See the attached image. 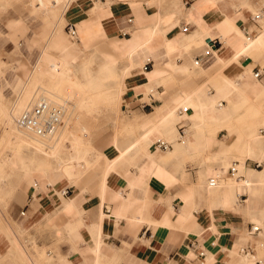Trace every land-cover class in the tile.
Here are the masks:
<instances>
[{
    "label": "crops",
    "instance_id": "0c3cea01",
    "mask_svg": "<svg viewBox=\"0 0 264 264\" xmlns=\"http://www.w3.org/2000/svg\"><path fill=\"white\" fill-rule=\"evenodd\" d=\"M107 1H110V8H97L99 3L106 4ZM242 1L233 0V6L230 0H73L69 1L64 24L59 27L57 18L50 17L48 11H33L38 10L39 3L28 0L30 14L41 17L42 24L40 31L39 21H36L37 25L29 34L31 37L25 38L24 46L28 53L37 50L32 67L35 64L43 67L44 62L46 66L49 62L47 57H63L69 62L94 58L91 67L95 66L96 58H105L116 68L126 66L129 76L139 73L145 64L146 71L157 67L171 74L167 65L169 57L163 47L152 53L144 49L133 51L129 43L133 28L153 24L167 29L171 26L167 31L171 38L180 32L195 31L199 26L206 34L207 43L208 40L211 42L208 46L228 56L230 48L222 40L228 34L229 26L222 20ZM248 1L264 11V5H258L262 3L260 0ZM183 11H189L192 22L184 21ZM128 19H131V24H128ZM256 19L250 13L239 23L247 36L248 24L253 25L257 36L262 32ZM176 22L180 27L175 26ZM36 23L31 21V24ZM26 24L28 22L16 18L6 21L5 28L13 42L23 33ZM67 24H73L75 28L79 24L83 38L76 39L77 47L73 46V37L66 32ZM184 26L186 31H183ZM125 31L129 32L128 35L122 36ZM16 46L20 44L16 43ZM198 57L205 60L200 64L204 69L214 66L212 50L204 49L194 55V60ZM40 59L44 60L43 63ZM175 59L181 64L180 58ZM45 66L43 69L49 70ZM242 66L250 67L254 74L259 72V63L250 57L241 58L240 65L225 66L223 71L237 72ZM172 74L167 83L146 93L143 92V78L136 76L128 80L119 98H104L109 103L122 100L121 109L126 107L124 112L127 114L150 112H135L129 118L117 119L121 135L115 138L111 134L101 145L103 161L97 173L84 172L74 181L60 177L33 180L28 176L20 183L5 214L0 208V264H253L254 260L264 264L263 260L256 258L257 253L264 251V245H256L251 240L239 250L241 254L248 255L244 261L230 256L245 232L256 238L264 230V180H242L244 176L237 172L240 179L232 185L233 180L225 183L229 176L221 172L217 176L220 177L219 184L211 190L208 179L214 176L213 169L222 170L220 162H216L213 168L205 166V180H198L199 173L203 172L202 161L205 165L214 162L216 154L224 153V161L231 166L239 163L236 156L242 131L225 128L216 130L214 134L205 131L202 139L191 141L188 150L175 151L166 141H155L153 150L163 142L168 145L169 153L187 154L180 156L179 160L172 156L168 158L166 154L151 157L152 148L144 144L143 136L150 131V127L145 129V125L154 107L171 104L173 94L200 83L203 94L212 93V88L204 81L207 76L202 72L187 77L176 68ZM262 75L264 73L259 72L257 78ZM15 80L17 78L14 77L12 82ZM0 81L3 89V76ZM44 87L53 90L47 83ZM5 88L9 90V84ZM45 88L43 91L39 86L36 90L50 92ZM106 88L113 89L114 86ZM240 88L245 92L253 88L254 94L257 91L245 81H240ZM96 102L97 98L91 102L92 107ZM141 102H150L151 107L141 108ZM222 103L225 104L224 100ZM212 119L205 116V121ZM215 119L219 123L225 120L223 116ZM187 126V122L177 125L181 136L185 135ZM221 132L224 134L219 137ZM258 132L264 134L261 127ZM206 138L211 140L209 145ZM131 141L137 144L129 148ZM128 148L130 150L126 152ZM167 149L160 148L164 153ZM188 153L198 156L191 158ZM245 167L261 168L249 158L245 160ZM152 170L157 171V177L151 175ZM229 186H232L230 194L216 192L217 188H226L227 191ZM252 226H256L258 231L251 233ZM56 228L69 232L61 242L53 240L52 231Z\"/></svg>",
    "mask_w": 264,
    "mask_h": 264
},
{
    "label": "bare ground",
    "instance_id": "6f19581e",
    "mask_svg": "<svg viewBox=\"0 0 264 264\" xmlns=\"http://www.w3.org/2000/svg\"><path fill=\"white\" fill-rule=\"evenodd\" d=\"M2 1L3 0H0L1 11V6H3ZM35 1L39 3V8L38 10L33 9V11L39 13L48 11L50 17L57 18L59 21L58 26L61 27L64 24V15L68 12V3L73 0H53V6L52 0ZM230 1L234 6L233 0ZM236 1L238 2V0ZM260 1L262 3L258 5H264V0ZM106 7L110 8V1H107L106 4L99 3L97 5L98 9H104ZM92 11L95 12V9ZM189 11H183V19L185 22H192L188 16ZM250 13L254 16L257 14L260 15L259 17L256 16V21L262 29V32H260L258 36L255 34L256 29L252 24H248L249 36L239 27V23ZM222 22L227 23L229 26L228 34L225 36L224 41L222 40L223 44L225 43L230 48L228 56H224L220 50L211 49L208 46L206 34L199 26H197L195 31L187 33L180 32L178 36L171 38L167 35V31L171 26L167 29L160 27L158 24H153L150 26L133 28L129 40L133 51L137 52L138 50L144 49L146 52L152 53L156 48L163 47L169 57V61L166 63L172 71L171 74L155 67L152 71L142 69L139 73L129 76L126 66H119V68H116L113 64L107 62L105 58H96L97 61L95 62V66L91 67L92 63L95 61L94 58L87 61L69 62L63 57H50V59L47 57L49 62H46L48 63L46 66L49 67V70L48 68L45 69L49 72H47L49 75L45 73L46 70L43 69L45 62L43 67L42 64H40L41 66H39V64L36 66L35 64V66L32 67L31 64L19 60L12 64L9 71L10 76L7 79L4 78V81H2L5 87L9 84L10 89L6 90L5 87L2 89L0 81V127L3 131L0 139V146L6 144L9 148L8 153L5 152L3 154V151H0V204H2L5 198L11 196L20 183L28 176L33 180H52L54 177H60L61 179L66 178L70 181H74V179L76 180V178H79V176L84 173V170H86L85 168L90 165V161L88 160L89 157L87 158V155H89L88 148L85 147L87 141L84 142V138L83 140L80 137L69 138L70 136H67L68 138H66L64 136V128L61 131L59 130L60 132L58 131V134L51 137L37 138L18 129L15 125L17 116L36 100L35 94L34 98L32 97L37 89L36 87L40 85L46 86V83L51 88L53 87V90L45 88V91L46 89L50 91L48 92L50 97V95L54 93L52 91H54L56 87H60V83L66 81L77 68H80L83 72L84 83L88 85V89L92 92V94L89 95L87 88H83L79 85L83 99H88L86 105L88 108L92 107L91 102H94L98 96H102L103 98H119L122 90L127 87L128 80L136 76L143 78V92L146 93L152 91L159 85L167 83L168 80L173 77L172 73L176 68L186 73L187 77L202 72L207 76L204 81L208 82V85L212 88V93L209 95L203 94L201 90L203 85L200 83L191 89H182L173 94L171 104L154 107L153 113L149 116L150 120L145 125V129L148 126L150 127L149 134L145 132V136H143L145 137V146H149L150 149L152 148L149 153L150 156H164V154H166L168 158L172 156V158H177V160H179L178 158L180 156L187 155L179 152L169 153L168 149L166 153H164L158 146L153 150L155 141L158 140L166 141L173 146L175 151L188 150L187 146L190 145L191 141L202 139V134L205 131L214 134L216 130L220 128H225L227 130L240 129L242 132L238 140L239 147L236 156L239 163L234 167L237 169L238 174L244 176L242 180H264V134L258 132L259 127L264 130V75L257 78L248 66H242V69L237 72L226 73L223 71L225 66L240 65L241 58L250 57L252 60L256 61V63H259V72L264 73L262 71V66L264 64V11H260L256 5H252L248 0H243L240 5L237 4L236 7H233L229 14H225ZM175 26L180 27V24L176 22ZM54 28H56V26ZM76 28V36L73 37L74 45L72 44L75 47L78 46L76 39L83 38L81 37V30L79 31V24H76ZM52 32H54V30ZM46 33L48 35V32H45V34ZM206 48L212 50L214 56V62L212 63L214 66H210L208 70L204 69L200 63H196L194 60V55ZM42 56L46 57V55ZM50 56L52 55L50 54ZM176 57L181 59V64L176 62ZM41 59L39 61H42ZM43 61L40 63H43ZM40 67L44 71L40 70ZM209 70H212V72L209 73ZM3 72L4 64L0 62V79L1 76H3ZM43 72L48 75V80ZM14 77L17 78V80L12 82ZM240 81H245L249 86L256 87V94L252 93L253 88L248 89L247 92L242 90L240 88ZM69 83L79 88L78 84L73 80ZM62 85L64 86L65 84ZM110 86H114V88H106ZM99 87L102 88L99 89ZM42 90L40 91L43 92L44 90ZM6 91H8V94H6ZM40 91H37L36 95H38L37 93L42 95ZM10 93L14 95L13 99H10L8 96ZM58 93L59 91L57 95ZM222 100H224L225 104L222 103ZM184 110H189L190 112L188 113ZM76 116H78L76 118H79V115ZM205 116L213 119L205 121ZM218 116H223L225 120L219 123L218 120L215 119ZM184 122H187L188 126L186 130H184L185 135L181 136L177 125L184 124ZM180 128L183 127L180 126ZM63 136L69 140L68 145H65L66 142H64L65 139L63 140L62 138ZM205 140L206 144L209 145L211 143L210 138H206ZM137 142H139V139ZM135 144L131 141L129 148H132ZM129 148L126 152L130 150ZM188 155L191 156V158H197L198 156V154L191 153H188ZM224 155V153L216 154L213 158L214 162H209L207 165L202 161L203 172L199 173L198 180H205V176L203 175L205 166L212 167L216 162H220L222 170L220 169V171H218L217 169H213V177L219 176L221 172L225 174L231 165L224 161ZM247 158L256 161L261 168L257 170L245 167V160ZM117 159H115V161ZM108 169L105 170L109 171ZM151 175L157 177V171L152 170ZM234 183H236V180H233L232 185ZM241 184L242 182L240 185ZM230 187L232 186H229L227 191L226 188L222 190L221 188H217L216 192H228L230 194L232 191ZM209 188L212 190L214 187L210 186ZM262 215L264 216V211ZM2 217L3 216H1V218ZM262 220H264V217H262ZM10 233L13 234V232ZM63 233L64 236L65 234H69L67 230H63ZM248 240H251L256 245L263 246L264 230L260 232L256 238L250 237L248 233L245 232L241 236L240 244L235 247L230 256L244 261L248 255L241 254L239 250ZM96 244L98 245V243Z\"/></svg>",
    "mask_w": 264,
    "mask_h": 264
},
{
    "label": "rangeland",
    "instance_id": "374dc122",
    "mask_svg": "<svg viewBox=\"0 0 264 264\" xmlns=\"http://www.w3.org/2000/svg\"><path fill=\"white\" fill-rule=\"evenodd\" d=\"M2 3H3V8L2 11L0 10V62L4 64L3 77L7 79L10 76L9 75L10 66L14 64L17 60L29 64L34 63L37 50H33L28 53L24 46V41L25 38L31 37L29 34L31 33L33 28L37 25L36 21L37 22L39 21V28L41 31L42 21H41V17L37 18L36 16L30 14L29 7L27 4L28 0H3ZM9 18H16L28 22V24H26L27 27L23 30V33H21V35L17 37L15 42H13L10 39V34L5 28V23ZM31 21L35 22L36 24H31ZM16 43L20 44V46L17 47ZM83 79H84L83 72L80 70V68H77L75 69L73 74L66 79V81L60 83V87L63 86L62 84L66 85L73 80L76 84H78V86L80 85L83 88H87L88 94L91 95L92 92L90 89H88V85L84 83ZM40 87L43 88L44 86L40 85ZM60 87L58 88L56 87V89L59 91ZM56 89L52 91L54 93L50 95V97L48 93H42L41 91L40 92L42 93V95L37 93L39 95L38 96L36 95L37 92L36 90L35 93H33L32 97L34 98V94H35V99H38L41 96L43 97L46 96L51 98L53 95L57 94L58 91ZM6 94H8V91H6ZM8 96L10 97V99L14 98V95L11 93ZM162 96H164V94ZM162 96H159L158 98L161 99ZM87 101L88 99H85L82 102V104L74 108L69 113V117H68L69 123L67 122V125L63 127L65 129L64 136L66 138H68L69 136H70L69 138L71 137L74 138L77 136L80 137L82 140L84 138L83 140L84 142L87 141L85 147L88 148L89 150L88 157L91 163L85 168L86 170H84V172L89 171V173H97L98 168H100L101 163L103 161L102 155L100 153L101 145L105 144V142L110 138L111 134H114L115 138H117V136L120 137L121 135V131H119L120 128L117 126L118 125L117 119L129 118L135 112L143 114V113H149L150 111L149 110L135 111L127 114L126 112H124V108L121 109L122 100H120L119 102L109 103L106 102V100L102 96H98L97 102L91 108H88L86 106ZM76 115H79V118H76ZM63 128L60 129V131L63 130ZM59 132H57L56 134H58ZM2 134L3 131L2 128L0 127V139L2 137ZM223 134L224 132H221L219 134V137H222ZM64 136L62 138L63 140L65 139L64 140V142H66L65 145H68L69 140L64 138ZM8 150L9 148L6 146V144L0 146V151L1 152L3 151V154L5 152L8 153ZM228 180L231 179L227 178L225 183ZM13 197H14V193L8 198H5L2 204H0V208L4 210V214L6 208L10 204ZM256 258L264 261V251L257 253Z\"/></svg>",
    "mask_w": 264,
    "mask_h": 264
},
{
    "label": "built area",
    "instance_id": "2783aa9c",
    "mask_svg": "<svg viewBox=\"0 0 264 264\" xmlns=\"http://www.w3.org/2000/svg\"><path fill=\"white\" fill-rule=\"evenodd\" d=\"M259 16V14L255 15ZM128 24H131V19L127 20ZM66 32L69 36L74 37L76 35V28L73 24H67ZM183 31H186V27H183ZM129 32L125 31L122 36L128 35ZM202 57L195 59L196 63L202 64ZM144 70H147V64L143 66ZM255 76H259V72L255 73ZM84 101L82 97V91L76 85L69 83L60 87L58 95L55 94L51 98L39 97L30 106L26 107L16 118L15 125L18 129L37 138H47L55 135L60 129L67 125L69 113L82 104ZM141 108L151 107L150 102L139 103ZM126 110V107H124ZM188 111V110H184ZM158 146L165 150L168 145L163 142H159ZM226 174L230 179L239 180L240 176L237 174V169L234 166H230ZM220 177H211L208 179V185L215 187L219 184ZM258 231L256 226L250 227V232L255 233ZM53 240L61 242L64 238L63 230L60 228L53 229ZM253 264H261L259 260H254Z\"/></svg>",
    "mask_w": 264,
    "mask_h": 264
},
{
    "label": "water",
    "instance_id": "95a60500",
    "mask_svg": "<svg viewBox=\"0 0 264 264\" xmlns=\"http://www.w3.org/2000/svg\"><path fill=\"white\" fill-rule=\"evenodd\" d=\"M208 44H211L210 40H208Z\"/></svg>",
    "mask_w": 264,
    "mask_h": 264
}]
</instances>
